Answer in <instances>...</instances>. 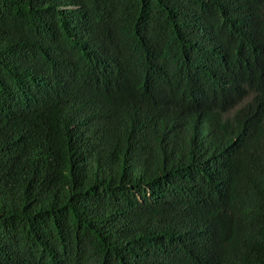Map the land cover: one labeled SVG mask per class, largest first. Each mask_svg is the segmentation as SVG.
Returning a JSON list of instances; mask_svg holds the SVG:
<instances>
[{
  "label": "trees",
  "instance_id": "1",
  "mask_svg": "<svg viewBox=\"0 0 264 264\" xmlns=\"http://www.w3.org/2000/svg\"><path fill=\"white\" fill-rule=\"evenodd\" d=\"M0 264H264V0H0Z\"/></svg>",
  "mask_w": 264,
  "mask_h": 264
}]
</instances>
